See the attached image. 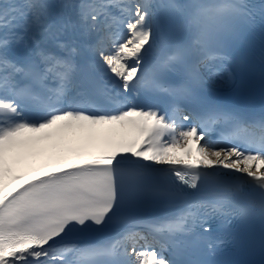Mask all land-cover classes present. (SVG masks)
I'll use <instances>...</instances> for the list:
<instances>
[{
    "label": "snow or ice",
    "instance_id": "6c2138e0",
    "mask_svg": "<svg viewBox=\"0 0 264 264\" xmlns=\"http://www.w3.org/2000/svg\"><path fill=\"white\" fill-rule=\"evenodd\" d=\"M256 15L0 0V264H234L232 218L264 227V110L209 85Z\"/></svg>",
    "mask_w": 264,
    "mask_h": 264
},
{
    "label": "rangeland",
    "instance_id": "374dc122",
    "mask_svg": "<svg viewBox=\"0 0 264 264\" xmlns=\"http://www.w3.org/2000/svg\"><path fill=\"white\" fill-rule=\"evenodd\" d=\"M230 78V74L227 73L225 70L224 73L221 76L216 77L213 79L218 85H223L225 82H227Z\"/></svg>",
    "mask_w": 264,
    "mask_h": 264
},
{
    "label": "bare ground",
    "instance_id": "6f19581e",
    "mask_svg": "<svg viewBox=\"0 0 264 264\" xmlns=\"http://www.w3.org/2000/svg\"><path fill=\"white\" fill-rule=\"evenodd\" d=\"M48 2L51 4H56L58 2V0H48ZM52 11H53V14L55 15L56 13L59 12V9L53 8ZM234 79L235 78L232 76L231 79L226 84H224V86L231 85L234 82Z\"/></svg>",
    "mask_w": 264,
    "mask_h": 264
}]
</instances>
